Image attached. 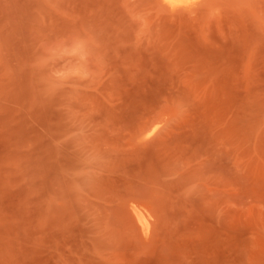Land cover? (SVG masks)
I'll use <instances>...</instances> for the list:
<instances>
[{
    "label": "rangeland",
    "instance_id": "374dc122",
    "mask_svg": "<svg viewBox=\"0 0 264 264\" xmlns=\"http://www.w3.org/2000/svg\"><path fill=\"white\" fill-rule=\"evenodd\" d=\"M0 264H264V0H0Z\"/></svg>",
    "mask_w": 264,
    "mask_h": 264
},
{
    "label": "bare ground",
    "instance_id": "6f19581e",
    "mask_svg": "<svg viewBox=\"0 0 264 264\" xmlns=\"http://www.w3.org/2000/svg\"><path fill=\"white\" fill-rule=\"evenodd\" d=\"M169 1H176V0H169Z\"/></svg>",
    "mask_w": 264,
    "mask_h": 264
}]
</instances>
